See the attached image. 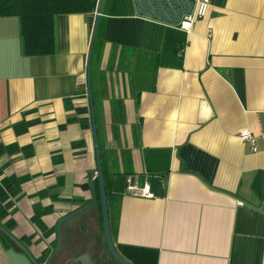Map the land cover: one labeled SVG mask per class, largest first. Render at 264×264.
I'll return each mask as SVG.
<instances>
[{"label": "crops", "instance_id": "0c3cea01", "mask_svg": "<svg viewBox=\"0 0 264 264\" xmlns=\"http://www.w3.org/2000/svg\"><path fill=\"white\" fill-rule=\"evenodd\" d=\"M195 6L103 0L89 73L85 16L56 17L55 54L33 58L20 21L0 19V264H67L89 237L109 263L92 108L103 176L138 175L155 195L131 198L111 183L121 259L264 264V0H211L186 33L179 25ZM89 206L62 225L54 255L58 224Z\"/></svg>", "mask_w": 264, "mask_h": 264}, {"label": "trees", "instance_id": "16d2710c", "mask_svg": "<svg viewBox=\"0 0 264 264\" xmlns=\"http://www.w3.org/2000/svg\"><path fill=\"white\" fill-rule=\"evenodd\" d=\"M94 0H0V19L17 18L26 57H50L55 54V18L58 16H85L93 31L96 20ZM101 18L93 46V56L101 33ZM126 176L119 181H109L104 176L108 207L119 193L110 188L111 183L125 186ZM117 188V187H116ZM94 192L100 207L99 185L95 182Z\"/></svg>", "mask_w": 264, "mask_h": 264}, {"label": "water", "instance_id": "95a60500", "mask_svg": "<svg viewBox=\"0 0 264 264\" xmlns=\"http://www.w3.org/2000/svg\"><path fill=\"white\" fill-rule=\"evenodd\" d=\"M102 2H103V0L99 1L98 8L96 10V20L94 23V28L92 31L91 44H90V52H89V60H88V73H89V69H90L92 49L94 46V41H95L96 32H97V28H98V21H99L100 14H101ZM89 98H90L91 107H92L91 91H89ZM91 111H92V122H93V129H94V139H95V146H96V161H97V175L94 178V181H97L98 185H99V199H100V207H101V215H102V227H103V233H104V240H105L107 250H108L110 256L112 257L113 261L117 264H128L126 261L121 259L120 256L116 253L114 245L112 243L110 219H109L107 196H106V188H105L101 159H100L99 150H98L95 122H94V116H93V108ZM96 203H97V201H96ZM91 208L92 207H90V206L85 207V208L73 213L69 217H66L65 219H63L58 224V227H57L58 243H57V248L55 250L54 255H56L59 252V250L62 246V235H61L62 225L73 220V219H75L76 217H78L79 215L83 214L84 212L90 210ZM260 212L264 213V206L261 207ZM71 264H93V263L90 260V257L88 255H84L82 257H79V258L73 260Z\"/></svg>", "mask_w": 264, "mask_h": 264}, {"label": "built area", "instance_id": "2783aa9c", "mask_svg": "<svg viewBox=\"0 0 264 264\" xmlns=\"http://www.w3.org/2000/svg\"><path fill=\"white\" fill-rule=\"evenodd\" d=\"M211 0H196V6L194 13L187 15L181 21L179 28L186 33H190L193 29V25L198 22L206 19L209 9H210ZM211 31H209V35ZM240 140L248 143L252 147V151L256 152L255 140L250 135L249 132L244 131L240 134ZM165 187V184H162ZM124 193L126 196L131 198L138 199H155V195L152 192L151 185L148 181H142L138 175L127 176L125 180Z\"/></svg>", "mask_w": 264, "mask_h": 264}, {"label": "flooded vegetation", "instance_id": "af4514ba", "mask_svg": "<svg viewBox=\"0 0 264 264\" xmlns=\"http://www.w3.org/2000/svg\"><path fill=\"white\" fill-rule=\"evenodd\" d=\"M86 243L87 244H85V245H86V248H87V252H86V254H83L82 256L88 255L90 257V260L92 261L93 264H104V260H105L104 257L97 255V253L95 251V248L97 249V245H98V242L96 241V238L89 237L88 240H86ZM104 247H105V249L107 251L106 244H105ZM92 248H94V251H92ZM105 257H107L108 260H109V263H107V264H117V263H115L113 261V259L110 256L108 251H107ZM75 259H77V258H75ZM75 259H71L67 264H71L72 261L75 260Z\"/></svg>", "mask_w": 264, "mask_h": 264}, {"label": "rangeland", "instance_id": "374dc122", "mask_svg": "<svg viewBox=\"0 0 264 264\" xmlns=\"http://www.w3.org/2000/svg\"><path fill=\"white\" fill-rule=\"evenodd\" d=\"M98 236L100 238V240L102 241V244L105 243V240H104V234H103V231L101 230V226L99 225V228H98ZM88 232H92L91 229L89 228L88 229ZM90 234V233H89ZM107 248V247H106ZM92 251H94V249L92 248ZM108 251V250H107Z\"/></svg>", "mask_w": 264, "mask_h": 264}]
</instances>
